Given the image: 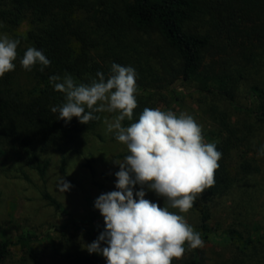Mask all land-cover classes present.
Returning a JSON list of instances; mask_svg holds the SVG:
<instances>
[{"label":"trees","instance_id":"obj_1","mask_svg":"<svg viewBox=\"0 0 264 264\" xmlns=\"http://www.w3.org/2000/svg\"><path fill=\"white\" fill-rule=\"evenodd\" d=\"M24 22L30 29L19 39L15 70L0 78V174L7 178L30 180L27 171H33L45 182L49 160L44 155L52 151L60 153L64 174L67 152L102 124V113L97 114L101 120L88 124H81L76 117L67 124L56 119L51 108L62 104L64 97L49 82L52 75H71L77 84H87L96 79L98 71L107 79L113 63L131 66L137 73L138 106L133 120L144 108H156L166 101L158 92L141 94L144 87L170 90L180 80L199 83L200 92L225 99L234 111L264 124V81L258 79L260 75H251L253 82L245 93L248 103L243 106L230 85L232 70L217 71L206 62L212 49L228 57L232 50L240 49L241 57L247 59L243 51L264 45V0H0L3 32L13 33ZM28 47L41 50L50 60L43 72L39 64L31 71L22 68L20 60ZM237 75L242 78L241 73ZM221 125L230 141L217 144L216 134L209 137L222 153L215 184L205 189L191 208L198 218L194 230L203 239L216 236L220 229L218 223L213 224L217 200L227 197L249 175L244 167L235 173L228 167V145L239 137L225 120ZM85 166L93 173L91 161ZM42 198L49 206L61 208L47 191ZM72 227L80 228L77 224ZM225 234L235 252L221 264H264V254H260L264 230L251 234L227 228ZM45 238L50 239L49 231L39 236L20 235L15 240L2 231L0 264L12 247L23 253L21 264H40L39 245ZM94 240L92 236L91 242ZM54 245L52 242L51 248L55 249ZM68 249L71 264H101L102 255L89 254L74 243H69ZM172 264H203L202 252L192 249L185 260H173Z\"/></svg>","mask_w":264,"mask_h":264},{"label":"rangeland","instance_id":"obj_2","mask_svg":"<svg viewBox=\"0 0 264 264\" xmlns=\"http://www.w3.org/2000/svg\"><path fill=\"white\" fill-rule=\"evenodd\" d=\"M29 29L28 22H24L13 33L3 32L1 28L0 33H7L10 38L24 39ZM240 51L232 50L229 53L231 57H228L226 53L212 49L206 62L217 71L225 68L232 70L233 80L230 85L236 89V101L245 106L248 103L245 93L253 82L251 75L258 74V79L264 81V45L249 47L243 51L248 55L247 59L241 57ZM238 73H241L242 78L238 77ZM198 84L178 80L170 90L144 87L145 91L141 94L158 92L165 95L166 101L159 103L156 108L172 110L177 115L181 112L191 115L202 126L206 143H212L209 139L213 136L211 133L217 135V144L230 141L229 133L221 125L222 120H225L229 129L238 134L237 141H231L232 144L228 145L227 165L232 173L244 167L249 175L227 197L217 200L213 224L218 223L220 229L216 231V236L209 239L201 237L204 246L197 248L202 252L203 264H221L223 258L230 259L235 252L225 234L227 228L251 234L264 230V155L260 154L264 149V124L255 122L240 111H234L225 99L200 92L196 86ZM113 115L102 113L101 126L67 152L64 174L60 171V153L57 151L44 155V159L49 160L45 182L33 171H27L30 180L7 178L0 174V233L4 231L15 240L20 235L39 236L49 231L50 239L45 238L39 245L42 251L40 264H71L67 256L69 243L86 249L91 237L97 239L104 231V220L95 209L94 201L100 194L116 190L115 173L119 171V166L114 160H123L128 154L126 146L116 141L112 133L107 132L103 122L105 118L111 119ZM131 122L125 120L123 124L127 126ZM87 161H91L93 173L85 166ZM60 177H64L72 186L64 194L57 189ZM139 190L140 186L137 185L134 193ZM44 191L60 203V209L48 205L42 198ZM145 191L146 199L164 206L163 197H158L147 188ZM169 210L184 215L193 228L198 225L197 215L191 209L187 213H180L173 208ZM72 224H77L80 228H73ZM54 226L61 227V230L50 228ZM52 242L55 249L51 248ZM104 246L106 245L102 243L101 247ZM260 250V254H264V248ZM189 255L190 250L185 252L181 260ZM22 256L19 248L12 247L3 264H21ZM101 264H107L103 256Z\"/></svg>","mask_w":264,"mask_h":264},{"label":"clouds","instance_id":"obj_3","mask_svg":"<svg viewBox=\"0 0 264 264\" xmlns=\"http://www.w3.org/2000/svg\"><path fill=\"white\" fill-rule=\"evenodd\" d=\"M0 27H3L0 24ZM19 39L0 33V78L15 70ZM50 60L41 50L28 47L20 60L31 71L37 64L44 71ZM111 75L97 72L90 83L77 84L71 75H52L49 82L63 94V103L51 112L67 124L76 117L81 124L101 120L98 113L114 114L105 118L108 133L127 148L115 173L114 191L100 194L94 201L104 220V231L87 244L89 254L102 255L107 264H172L188 250L202 248L204 241L185 216L197 197L215 184V172L222 153L206 143L202 126L185 112L144 108L133 121L137 108L135 69L113 63ZM131 123L125 126L123 122ZM264 155V149L261 150ZM139 185L140 190L134 193ZM71 184L64 177L57 181L63 194ZM148 191L164 198V206L145 198ZM106 246L101 247V244Z\"/></svg>","mask_w":264,"mask_h":264}]
</instances>
